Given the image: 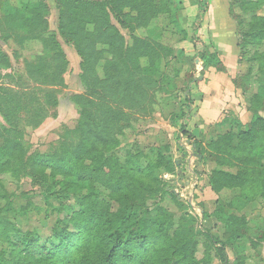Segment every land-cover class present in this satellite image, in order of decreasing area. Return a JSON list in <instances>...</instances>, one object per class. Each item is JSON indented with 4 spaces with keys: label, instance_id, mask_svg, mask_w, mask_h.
<instances>
[{
    "label": "trees",
    "instance_id": "16d2710c",
    "mask_svg": "<svg viewBox=\"0 0 264 264\" xmlns=\"http://www.w3.org/2000/svg\"><path fill=\"white\" fill-rule=\"evenodd\" d=\"M54 2L56 30L49 27L46 0H0V9H5L0 10V38L15 43L13 59L18 60L30 44L39 45L32 59L23 60V74L0 73L4 122L0 125V264H209L213 249L221 264H247L244 256L230 262L221 242L212 247L209 236L182 238L173 227L157 226L147 212L134 207L150 187L160 186L161 174H173L175 162L157 147L121 148L127 130L133 128L136 117L152 114L173 99L170 123L186 132L185 107L191 106V85L184 84L169 98L160 95L156 63L171 50L138 33L168 11L170 1ZM262 5L264 0H228L232 17L234 7L253 11ZM236 35L238 60L247 62L251 74L256 62H264V16L252 14L236 22ZM59 38L71 44L80 58L83 92L70 96L79 117L69 140H63L52 154H29L24 127H37L50 109L55 116L58 88L65 86L68 61ZM211 47L208 43L198 53L202 69L224 72ZM180 53L184 54L182 49ZM11 65V58L0 51V68ZM246 109L252 110L249 126L237 116L217 123L219 134L210 152L221 167L230 165L231 158H246L237 155L264 143V115L259 107ZM258 153L264 156V147ZM17 171L41 187L36 194L53 224L48 237L22 232L10 218L17 205L8 196L5 182ZM250 172L218 168L208 174L207 185L215 193L257 188L264 200V176ZM74 185L80 191L73 195L78 210L65 202L70 198L68 188ZM165 194L179 204L175 194ZM218 212L223 216L222 209ZM223 219L227 227L244 224L234 215ZM260 230L264 242V228ZM199 244L201 258L196 256Z\"/></svg>",
    "mask_w": 264,
    "mask_h": 264
},
{
    "label": "rangeland",
    "instance_id": "374dc122",
    "mask_svg": "<svg viewBox=\"0 0 264 264\" xmlns=\"http://www.w3.org/2000/svg\"><path fill=\"white\" fill-rule=\"evenodd\" d=\"M46 1L49 6L47 16L49 27L56 30L57 7L54 0ZM169 1L168 11L161 13L147 28L139 30L138 33L162 43L171 50L170 54L167 53L168 55L156 63L160 95L169 98L170 94L179 91L184 84L191 85V106L185 107L186 118L183 122L186 132L180 131L178 126L170 123L168 112L173 108L171 107L173 99H168L165 105L158 107L152 114L136 117L133 128L127 130L121 148L131 147L134 150L157 147L168 159L175 162L173 174L168 172L161 174L160 186L150 187L144 193V197L135 202L134 207L141 212H147L148 217L157 226L173 227L182 238L199 236V239H205L204 236H209L212 247L221 242L225 245L230 262L244 256L247 264H264V242L259 236L260 229L264 228V200L259 198L257 188L245 192L225 189L215 193L207 185L208 174L218 168H224L232 173H235L237 168H243L253 171L262 178L264 167L261 163L264 162V156L258 151L264 147V143L260 142L254 149L237 155L243 154L246 158H231L230 165L221 167L216 163V157L210 152L212 147L210 144L219 134V127L217 123H207L205 116L199 113L204 97L202 88L206 83L205 76L209 75L210 71L199 70L198 62H195V59L199 58V51L209 43L207 28L209 0ZM0 10L2 12L5 9ZM218 11L223 13L222 7L218 8ZM233 14L234 23L246 20L252 14L264 16V5L253 11L252 8L242 10L234 7ZM112 21L115 23L114 19ZM122 32L125 33L123 30ZM59 42L68 61V68L64 74L65 86L58 88L56 115L53 116L51 111L54 109H50L37 127H24V141L29 154H52L63 140H69L70 131L75 127L79 117L70 96L83 92L79 81L80 58L71 44L65 43L61 38ZM15 47L12 41L0 46V51L6 53L12 62L10 68H0V73H11L18 77L24 72L23 60L32 59L39 45L30 44L28 49L21 51L18 60L13 59L11 55ZM180 49L183 50V55ZM240 63L239 76L232 83L235 97L244 109L241 119L247 124L252 114V110L246 109L247 106L259 107L260 114L264 115V62L262 60L261 63L256 62L257 68L251 74L248 73L247 62ZM180 100L186 105L183 97ZM3 124L0 117V125ZM249 185L250 183H247L248 189ZM5 188L10 199L17 205L10 218L18 229L43 238L50 236L53 224L51 219L45 217L43 200L36 194L41 187L29 176L17 171L11 180L5 182ZM167 191L176 195L179 204L165 194ZM68 192L70 198L65 202L74 210H78L73 195L80 192L79 188L75 185L70 186ZM219 208L222 209L224 217L231 215L240 217L244 220L243 226L227 227L224 217L218 212ZM234 232H237L239 237ZM210 253L209 264H221L214 249ZM196 256L198 258L204 256L202 244H199Z\"/></svg>",
    "mask_w": 264,
    "mask_h": 264
},
{
    "label": "crops",
    "instance_id": "0c3cea01",
    "mask_svg": "<svg viewBox=\"0 0 264 264\" xmlns=\"http://www.w3.org/2000/svg\"><path fill=\"white\" fill-rule=\"evenodd\" d=\"M220 7L223 13L218 11ZM207 18L211 49L217 52L225 70L219 72L213 67L207 69L210 74L205 76L206 83L202 88L204 97L199 113L205 116L207 123H218L226 116L241 119L244 109L235 97L232 83L239 76L241 63L238 60L236 22L229 14L228 0H209ZM4 43L0 38V46Z\"/></svg>",
    "mask_w": 264,
    "mask_h": 264
},
{
    "label": "water",
    "instance_id": "95a60500",
    "mask_svg": "<svg viewBox=\"0 0 264 264\" xmlns=\"http://www.w3.org/2000/svg\"><path fill=\"white\" fill-rule=\"evenodd\" d=\"M195 62H198L199 70H201V69H202V61H201V59H200V58H196V59H195ZM191 74L194 75V73H191ZM199 77H201V76H199Z\"/></svg>",
    "mask_w": 264,
    "mask_h": 264
}]
</instances>
